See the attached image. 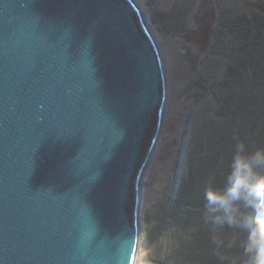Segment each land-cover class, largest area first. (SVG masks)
<instances>
[{
  "label": "water",
  "instance_id": "95a60500",
  "mask_svg": "<svg viewBox=\"0 0 264 264\" xmlns=\"http://www.w3.org/2000/svg\"><path fill=\"white\" fill-rule=\"evenodd\" d=\"M167 101L137 0H0V264H135Z\"/></svg>",
  "mask_w": 264,
  "mask_h": 264
},
{
  "label": "rangeland",
  "instance_id": "374dc122",
  "mask_svg": "<svg viewBox=\"0 0 264 264\" xmlns=\"http://www.w3.org/2000/svg\"><path fill=\"white\" fill-rule=\"evenodd\" d=\"M164 58L168 101L162 131L144 180L142 231L135 264H152L168 227L166 202L187 173L188 155L207 133L221 94L215 87L243 43V24L264 0H137ZM240 15H246L239 18ZM245 22V23H246ZM261 39L264 33L260 32ZM253 38L254 35H252ZM233 44V45H232ZM212 119V118H210ZM150 253V255H149Z\"/></svg>",
  "mask_w": 264,
  "mask_h": 264
},
{
  "label": "trees",
  "instance_id": "16d2710c",
  "mask_svg": "<svg viewBox=\"0 0 264 264\" xmlns=\"http://www.w3.org/2000/svg\"><path fill=\"white\" fill-rule=\"evenodd\" d=\"M256 6L258 11L243 24V43L227 53L231 62L215 86L221 107L208 117L207 133L191 149L187 173L166 202L168 227L160 240L164 253L150 257L152 264H246L242 235L205 219L201 193L210 177L222 181L234 138L250 150L264 147V39L258 38L264 33V2Z\"/></svg>",
  "mask_w": 264,
  "mask_h": 264
},
{
  "label": "clouds",
  "instance_id": "9594fccd",
  "mask_svg": "<svg viewBox=\"0 0 264 264\" xmlns=\"http://www.w3.org/2000/svg\"><path fill=\"white\" fill-rule=\"evenodd\" d=\"M222 174L202 189L203 215L242 235L246 264H264V147L250 150L238 137Z\"/></svg>",
  "mask_w": 264,
  "mask_h": 264
}]
</instances>
